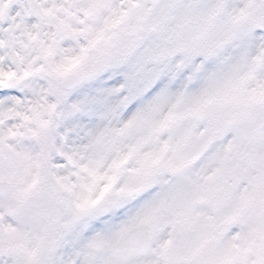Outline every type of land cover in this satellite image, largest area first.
Instances as JSON below:
<instances>
[{
    "label": "snow or ice",
    "instance_id": "6c2138e0",
    "mask_svg": "<svg viewBox=\"0 0 264 264\" xmlns=\"http://www.w3.org/2000/svg\"><path fill=\"white\" fill-rule=\"evenodd\" d=\"M0 264H264V0H0Z\"/></svg>",
    "mask_w": 264,
    "mask_h": 264
},
{
    "label": "rangeland",
    "instance_id": "374dc122",
    "mask_svg": "<svg viewBox=\"0 0 264 264\" xmlns=\"http://www.w3.org/2000/svg\"><path fill=\"white\" fill-rule=\"evenodd\" d=\"M115 225H109V226H107L108 228H111V227H114Z\"/></svg>",
    "mask_w": 264,
    "mask_h": 264
}]
</instances>
